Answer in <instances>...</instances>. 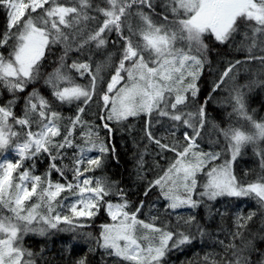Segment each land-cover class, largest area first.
<instances>
[{"label": "snow or ice", "instance_id": "snow-or-ice-1", "mask_svg": "<svg viewBox=\"0 0 264 264\" xmlns=\"http://www.w3.org/2000/svg\"><path fill=\"white\" fill-rule=\"evenodd\" d=\"M0 9L6 13L0 49H7L6 56L0 51V85L9 96H0V264H167L172 252L212 236L206 226L209 216L220 218L216 236L223 233L225 239H213L223 253H197L188 264H252L254 246L244 241V232L257 211L233 213L229 229L223 226L229 215L221 210L225 206L212 213L211 202L251 198L264 214V151L257 153L261 174L254 180L248 171L241 176L233 167L245 145L264 142V120L247 112V84L233 83L224 98L231 107L229 120L235 114L248 122L247 128L233 123L221 127L223 118L218 123L207 108L235 68L252 61L264 65V55H251L256 37L264 36V0H104L103 6H93L92 0H0ZM253 22L249 54L228 62L201 103L199 82L211 64V43L223 45L242 23ZM185 42L187 47H177ZM57 45L63 54L44 75L43 61ZM73 48L80 55L68 64ZM99 51L107 52L105 61L93 68ZM105 67L114 69L106 87ZM41 80L43 89L33 86ZM65 105L71 114H64ZM135 118L144 121L140 143L148 141L133 154L138 203L129 199L122 180L94 174L117 159L112 140L118 128L123 131ZM154 122L167 126L163 136L153 130ZM205 129L216 133L209 148L218 150L201 147ZM153 145L157 151L149 165L145 154ZM165 159L166 167L158 162ZM37 161H47L43 171ZM152 192H157L155 201H147ZM146 203L158 215L141 219L148 216ZM3 209L9 214H2ZM101 212L105 222L98 233L82 231ZM53 232H69L87 249L74 254L70 241L63 246L70 255L55 260L45 258L44 244L38 252L23 244L27 234L46 237ZM238 239L243 246H237ZM97 253L98 262L93 259ZM258 254L257 264H264V251Z\"/></svg>", "mask_w": 264, "mask_h": 264}, {"label": "trees", "instance_id": "trees-1", "mask_svg": "<svg viewBox=\"0 0 264 264\" xmlns=\"http://www.w3.org/2000/svg\"><path fill=\"white\" fill-rule=\"evenodd\" d=\"M157 4H162L163 2L157 1ZM93 6L96 4H100L103 6L104 0H92ZM157 11H160L158 8ZM171 19V16H169ZM102 17L100 18V22L102 23ZM6 26V13H4L3 9H0V36H2ZM254 22L252 24L248 23H242L238 30L233 33L232 37L223 45L219 44V42H212L211 48H212V54L209 57L211 60V64H206L203 69V78L199 82V86L201 89L199 100L201 103L204 101V97L212 90V84L215 80L219 79V75L223 72L224 68L227 67V64L229 61L234 60H243L248 54H249V44L250 39L252 37L251 34V28L254 27ZM113 37L115 36V33L113 32L111 34ZM258 37V36H257ZM256 37V38H257ZM205 44H209L210 41L208 38H205L204 40ZM109 44H111V39H109ZM94 47V46H93ZM177 47H187V43H177ZM253 49V48H252ZM0 51H3L5 56L7 55V49H0ZM108 51H113L111 47L108 48ZM221 53L220 55H216V53ZM263 51H256L252 50L251 55L259 57L258 53ZM63 54L62 48L57 45L49 50V53L47 54L46 59L43 61V66L41 68V72L44 75H47V73L52 72L58 64L59 57ZM87 54V53H86ZM192 54H196L195 51H193ZM80 55L79 52L73 48L72 51L68 53L67 57V63L71 64L72 60ZM107 55V52L99 51L94 54L93 57V68L95 67L96 62H104L105 57ZM86 58V57H85ZM256 61L249 62L248 64H241L239 67L246 68L247 66L255 63ZM112 71L114 69L105 67L104 72L102 75L105 77V87L107 80L110 79V76L112 74ZM75 75V73H73ZM83 83L84 81H79ZM237 85H249L244 89L245 92V103H246V109L249 115H252L254 119L257 121L264 120V75L256 74L253 76H246L241 75L239 78L235 79L234 81ZM35 87L43 89V81L41 80L40 84L33 85ZM233 86V85H232ZM28 91H31V87H29ZM226 92L222 91V86L220 90L213 93L212 99L208 103V112L217 120L218 123H220L221 118H223V122L220 123L221 127L227 126L229 123H233L235 126H242L244 128H247L248 122L245 120V123L239 124V122L242 121V119H239L235 114L232 115L231 120H229L227 113L231 112V107L227 104V101L224 99L227 94ZM25 95L27 93H24ZM47 94V93H45ZM229 94V93H228ZM0 96L3 97V99H8V93L6 89L3 88L2 85H0ZM23 101H20V104L22 105ZM186 111H190L191 108L185 109ZM92 111H95V106H93ZM63 112L65 115H69L70 110L69 106L65 105L63 108ZM99 114L97 113V116ZM88 117H86L87 119ZM144 121L140 118L135 119H129L127 123H125L123 127V131H121L119 128L116 131L115 137L112 140V146L115 147L116 153H117V159H110L106 167L101 170L97 171L94 174L99 175H107L112 180L117 181H123V184H121V187L127 186L129 191L131 192V195L129 199L134 202L138 203L139 201L136 199L138 192V181L134 182L136 177V172L134 169V161H133V154L138 153L139 151L144 150V146L148 144V141L146 139L143 140L142 143H140L142 139V128H143ZM131 126V127H129ZM165 127V126H164ZM161 127L160 124L154 122V131L158 136H163L165 134V128ZM77 136H79V132L76 133ZM101 135L103 136L104 133L101 132ZM217 139L215 132H209L208 129H205V134L203 136V141L201 143V147L204 148L205 151L208 150H218V146L216 149H210L209 143L210 141H215ZM220 143L225 144L226 142L223 140V137H220ZM135 141V144H134ZM157 149L155 146H151L147 149V152L145 154V160L146 162L151 165L153 156L155 155ZM259 151H264V142H257L256 144H248L245 145L240 154L236 157V159L233 161V167L234 170L238 175L243 176L245 171H248L250 173L248 179L254 180L257 175L261 174V158L257 153ZM6 155V154H5ZM14 154H7L6 156L8 158H11ZM171 155V154H169ZM223 158H228L227 155ZM159 163H161L164 167L167 166V160H159ZM218 162H222L218 161ZM65 163H68V161H65ZM31 162L26 164L25 166H30ZM38 168L43 171L47 166V161H44L43 163L37 161ZM153 174L155 173V169H152ZM71 174L69 173V176ZM55 179V176L52 177ZM149 179L152 178V176L148 177ZM158 191V190H157ZM139 195H143V188H139ZM157 192H152L148 197L147 201H155ZM231 203L232 207L229 208L227 205ZM221 205H224L225 207L221 208ZM157 208L163 209V204H157ZM216 208H221L222 211H227L229 215L226 217L224 221V227L231 228L232 227V214L236 212H241L243 214H247L249 210H255L257 211V216L254 217L252 221L249 222L247 229L244 232V241H252L253 244V250L251 253V256L249 259L251 260L252 264H257V261L260 259V256L258 254L259 251H264V223H262V215L259 212L258 206L256 204V201L251 198H240L238 201L233 200L229 202L226 198H218V201L211 202V212L215 213ZM145 213H148L147 217L141 216V219H148L154 215H158L156 211H149V204H145L144 208ZM183 211V210H181ZM201 214V216L204 215V209L201 208L198 210ZM2 214L8 215L7 209L2 210ZM174 215V214H173ZM167 219V217H165ZM105 222V214L103 212L100 213L99 218H94L93 223H89L87 227L83 228L82 231L84 232H92L93 235H96L98 233V226ZM202 223H205L203 220ZM220 218L216 216L214 219L212 216H209L208 221L206 223V226L208 227L209 231L212 233V236H206L203 241H201L199 238H197L196 246L191 248H185L183 250L174 251L172 252L166 259L167 264H181L183 261L184 264H188L189 259H196V254L198 253L200 257H203L205 252H216V253H223V249L219 247L218 244L215 243L216 239H225V236L223 233H221L218 237L216 236L217 228L220 226ZM72 242L73 244V253L74 254H83V252L87 249V245L82 240H72V234L69 232H53L51 235L46 237H40L34 234H27L25 236V239L23 241V244L27 248H31L34 252H38L40 250L41 244H44L46 246V251L44 253L45 258L47 257H54L55 260H61L62 253L65 257H68L70 254L67 252H64L63 246L68 244L69 242ZM227 242V240H225ZM236 244L238 247L243 246V241L237 240ZM244 255L248 256V253L245 252ZM229 257H231V253L228 254ZM37 260H39V257H36ZM93 259L95 261H99L100 259V253H97ZM108 264H112V261H109Z\"/></svg>", "mask_w": 264, "mask_h": 264}, {"label": "rangeland", "instance_id": "rangeland-1", "mask_svg": "<svg viewBox=\"0 0 264 264\" xmlns=\"http://www.w3.org/2000/svg\"><path fill=\"white\" fill-rule=\"evenodd\" d=\"M157 1H160V2L164 3V0H157ZM262 40H264V36H258L256 38L255 45H254V47L252 49V50H256V51H263V52L258 53L259 55H264V50H262V49H264V44H261V42H260ZM250 45H253V38L252 37L250 39L249 46ZM256 74H261L262 76L264 75V65H261L258 61H256L255 63L247 66L245 69L242 68V67H237V68H235L232 71L231 76L222 85V91L226 92L225 94L228 95L227 89H230L232 87L235 79L239 78L241 75L253 76V75H256ZM226 97H228V96H226ZM243 123H245V120H242L241 122H239V124H243ZM164 128L166 130L167 126H165ZM151 216H152V214H151Z\"/></svg>", "mask_w": 264, "mask_h": 264}]
</instances>
